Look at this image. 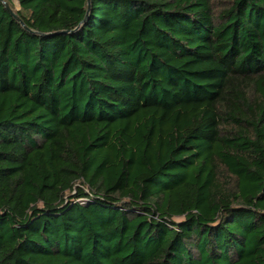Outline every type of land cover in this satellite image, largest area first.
I'll return each instance as SVG.
<instances>
[{
  "label": "trees",
  "instance_id": "trees-1",
  "mask_svg": "<svg viewBox=\"0 0 264 264\" xmlns=\"http://www.w3.org/2000/svg\"><path fill=\"white\" fill-rule=\"evenodd\" d=\"M0 264H264V0H0Z\"/></svg>",
  "mask_w": 264,
  "mask_h": 264
},
{
  "label": "water",
  "instance_id": "water-1",
  "mask_svg": "<svg viewBox=\"0 0 264 264\" xmlns=\"http://www.w3.org/2000/svg\"><path fill=\"white\" fill-rule=\"evenodd\" d=\"M4 2V4H5V6L11 11V13L14 15V17L19 21V22H21V24L22 25H24V23L20 20V18L11 10V8L9 7V4H8V2H6V1H3ZM25 26V25H24Z\"/></svg>",
  "mask_w": 264,
  "mask_h": 264
},
{
  "label": "rangeland",
  "instance_id": "rangeland-1",
  "mask_svg": "<svg viewBox=\"0 0 264 264\" xmlns=\"http://www.w3.org/2000/svg\"><path fill=\"white\" fill-rule=\"evenodd\" d=\"M15 3H16V7H18V3L15 1ZM83 201H87L86 199H82Z\"/></svg>",
  "mask_w": 264,
  "mask_h": 264
}]
</instances>
